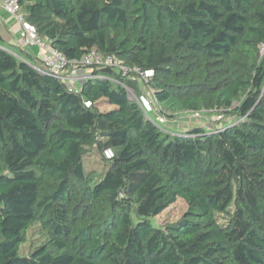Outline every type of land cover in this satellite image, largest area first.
I'll use <instances>...</instances> for the list:
<instances>
[{"label": "trees", "instance_id": "obj_1", "mask_svg": "<svg viewBox=\"0 0 264 264\" xmlns=\"http://www.w3.org/2000/svg\"><path fill=\"white\" fill-rule=\"evenodd\" d=\"M17 1L91 77L70 88L0 33V264H264V0ZM91 51L152 69L169 121L221 118L161 130L135 74L77 63Z\"/></svg>", "mask_w": 264, "mask_h": 264}, {"label": "built area", "instance_id": "obj_2", "mask_svg": "<svg viewBox=\"0 0 264 264\" xmlns=\"http://www.w3.org/2000/svg\"><path fill=\"white\" fill-rule=\"evenodd\" d=\"M0 4L8 12V14H10L20 24L23 33L22 46L39 48L41 66L36 68L42 72L51 74L63 80L69 85L70 88H76L74 85V79L76 77L74 71L76 69H71L68 72L66 70V67L71 64V62L66 60V58L60 51L52 47L48 40L41 39L38 36L36 29L23 20V17L19 12L20 7L18 1L0 0ZM77 63L82 64L84 66H89L93 64L106 65L119 69L124 75L128 74L129 72L135 74V80L139 83H142L144 85V88H141L140 93H137L132 87L124 86L127 91L128 98L137 102L140 109L142 110L145 119L151 121L154 125H156L163 131L170 133L177 132L171 127V121H169L165 116L161 115L158 112L154 91L149 86V80L154 74L152 69L141 70L136 67L128 68L121 64V62L117 60L114 56H103L102 54L95 51L89 52L82 58V60ZM88 77H91L90 70H88L87 74H85L84 79ZM86 105H88V102H86ZM198 115L199 114L197 113L195 114V116ZM220 118L221 115L215 116L216 120H219ZM103 154L106 158H111L113 156V152L110 148L105 149Z\"/></svg>", "mask_w": 264, "mask_h": 264}, {"label": "crops", "instance_id": "obj_3", "mask_svg": "<svg viewBox=\"0 0 264 264\" xmlns=\"http://www.w3.org/2000/svg\"><path fill=\"white\" fill-rule=\"evenodd\" d=\"M0 33L3 38L10 44L22 46V28L20 24L15 20L8 12L4 9V7L0 4ZM22 48L34 58L40 59V50L37 47H23ZM88 69H76L74 71L75 79L74 85L84 79L85 74H87ZM194 117V118H193ZM209 119L208 116H206ZM212 117V116H211ZM211 119V118H210ZM201 118L198 116H179L175 120L171 121V127L177 131L182 132L187 129H190L193 126H203L207 128L206 123L202 122ZM212 127V124L209 126Z\"/></svg>", "mask_w": 264, "mask_h": 264}, {"label": "rangeland", "instance_id": "obj_4", "mask_svg": "<svg viewBox=\"0 0 264 264\" xmlns=\"http://www.w3.org/2000/svg\"><path fill=\"white\" fill-rule=\"evenodd\" d=\"M83 80L78 81L75 84V87L81 85ZM141 88H143V86ZM110 108L111 107L109 105H104L102 107V109H104V110L105 109H110ZM182 116L191 117V114H183ZM198 118H201L203 120L202 122L204 124L206 123L208 129L212 128V127H209L211 125L210 120H216L215 116H212L211 119H207L206 115H204V114L198 115ZM84 165H85L86 170H89V169L90 170H95V171H97V172H99L101 174L104 171L103 170L104 167H103L102 163L99 162V161L98 162L96 161L93 152L85 155V157H84ZM185 210H186V202L182 198H178L173 204H171L169 207H167L161 214H159L156 217L152 218V222L156 226H162V225H164L167 222H172V221L178 219L184 213ZM31 240H32V238L29 237L28 241L25 242L24 246L28 248L31 245L30 248H32L38 243L36 240L33 241V242H31ZM27 248H24V249L27 250ZM19 254L20 255L24 254V252L21 250V248H20Z\"/></svg>", "mask_w": 264, "mask_h": 264}]
</instances>
